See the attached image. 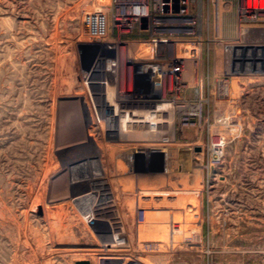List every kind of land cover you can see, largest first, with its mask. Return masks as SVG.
Wrapping results in <instances>:
<instances>
[{
  "label": "rangeland",
  "instance_id": "1",
  "mask_svg": "<svg viewBox=\"0 0 264 264\" xmlns=\"http://www.w3.org/2000/svg\"><path fill=\"white\" fill-rule=\"evenodd\" d=\"M125 2L0 0V264H264V14L190 0L192 24L169 16L153 35L113 28ZM95 8L117 46L115 133L89 63ZM165 51L180 77L137 76ZM100 178L117 196L113 231L86 222Z\"/></svg>",
  "mask_w": 264,
  "mask_h": 264
},
{
  "label": "built area",
  "instance_id": "2",
  "mask_svg": "<svg viewBox=\"0 0 264 264\" xmlns=\"http://www.w3.org/2000/svg\"><path fill=\"white\" fill-rule=\"evenodd\" d=\"M155 3H152L150 0H128V2H125L127 6H124V10L118 11V13L115 16V21L113 23V28H118L121 31L129 32L133 30L137 25L141 30L150 31L153 35L161 34L159 32V29L157 28L162 26L163 23L158 22L157 20H163L170 16L171 19L175 18L179 21H181V24L189 25L192 24L196 18L192 16V13L190 11V0H154ZM253 1V2H252ZM252 4V5H249ZM153 5L154 11L151 10V6ZM126 7V8H125ZM137 8L145 9L147 14H140L137 13ZM242 13L243 16H252L255 17L258 13H263L261 7H258L255 5L254 0H249L248 5L242 7ZM247 9H254L252 11H248ZM137 10V11H136ZM158 11V13L156 12ZM128 12L133 13V19L132 21L126 22L125 19H121L122 16H126ZM158 16V17H157ZM124 20V21H123ZM88 23V22H87ZM90 30L93 29L95 36H105L107 33V27L103 26L101 23H91V25H88ZM113 78L116 77V70L118 68L119 59L117 60V53L115 54V51L117 49V46H115V43L113 42ZM153 60H150V62H143L141 65L139 64L136 66V69H138L137 76L140 77L141 74L144 76L147 83H153L154 85H161L163 82H165V76L167 74L168 68L172 70V73L178 77L180 74L183 73L185 69V63L181 58H177V56H170L165 51L163 53L155 52L154 56L152 58ZM149 63V64H148ZM180 77V76H179ZM114 81V80H113ZM135 88H141V81L138 82L137 78L134 83ZM114 95V93H113ZM120 100V98L117 96H113V105L117 103V101ZM117 118L116 114H113V133L114 131L119 130L115 126L114 122ZM183 120H189L188 117H184ZM117 121V120H116ZM187 124V122L185 123ZM114 135V134H113ZM221 142V141H220ZM218 149V148H217ZM108 183H105V181H96V179L92 182L91 187L86 192L88 194V202L89 205L85 210V217L87 224L92 228L95 229L97 232L100 231L98 229L99 226L105 224V229L108 231H113V220L112 217L107 216V213H111L113 215V209L116 205V194L113 189V187L107 185ZM140 211V218L143 217V214L141 213L144 211ZM105 246H109L110 249L113 247V244L111 242H106ZM120 260V259H115ZM104 263L105 259L103 260ZM115 264H125L124 261L120 260V262H115Z\"/></svg>",
  "mask_w": 264,
  "mask_h": 264
},
{
  "label": "bare ground",
  "instance_id": "3",
  "mask_svg": "<svg viewBox=\"0 0 264 264\" xmlns=\"http://www.w3.org/2000/svg\"><path fill=\"white\" fill-rule=\"evenodd\" d=\"M254 3H255L256 6L261 7L262 8L261 10L264 9V0H260V1L256 0V2H254ZM94 10H96V8L91 10V11H89L87 13V15H86V18H87L86 21L88 22V25H91L92 22L96 23V24L97 23H101L103 26H106L108 30H110V22H109V18L107 16L106 12L104 10H102V9L101 10H96V11H94ZM137 10H136L137 13H140L141 15L142 14H147L145 9L144 10L143 9L139 10V8H137ZM241 10H243V9H241ZM252 10H254V9H247L246 11L248 13V11H252ZM121 19H125L126 22H128V21L130 22L133 19V13L132 12L131 13L128 12L126 14V16H122ZM246 29L248 30V28H245V27L243 29V31H245V33H246ZM96 37H98L100 39L96 40V44H94L97 49L96 50L94 49V51H92V53H90V55H89L90 57L88 56L90 58L89 59L90 60L89 63L91 64V63H93L92 61H94L93 66H95L97 69H99L100 72L103 74V78H105L104 82L107 83V88H108V94L109 95H108L107 100L103 102V106H105L106 108H110L111 109L110 110L111 112L109 114V118L111 119V121H113V86L112 87H110V86L113 83V53H114V49H113V45L112 44H110V45L106 44L108 42L106 40V36H101V35L98 36L97 35ZM104 63L107 64L106 68H101L102 64H104ZM153 92H154V90H153ZM221 145H222V142H215L212 147L219 149L221 147ZM139 165H141V163ZM100 179H101V181H106L105 179H102V178H100ZM105 261H107V260H105ZM110 261L112 263H114V264H115V262H120V260H114V259L110 260Z\"/></svg>",
  "mask_w": 264,
  "mask_h": 264
},
{
  "label": "crops",
  "instance_id": "4",
  "mask_svg": "<svg viewBox=\"0 0 264 264\" xmlns=\"http://www.w3.org/2000/svg\"><path fill=\"white\" fill-rule=\"evenodd\" d=\"M144 152V151H143ZM131 156H132V152L131 153H129ZM88 156V155H87ZM92 157V156H94V155H89V157ZM95 156H99V153H95ZM94 156V157H95ZM130 159L128 160L129 161V163H130V165H131V168L132 169H137V170H139V169H142V168H144V163L142 164V165H139L140 163L139 162H133V156L131 157V156H129V155H127ZM92 175V172H90L89 174H88V176L86 175L85 177H84V179H85V181H88V180H90L89 178V176H91ZM75 179H74V181H73V183H77L78 181L77 180H79V179H77L78 177L77 176H75L74 177ZM141 222L139 221V224H140Z\"/></svg>",
  "mask_w": 264,
  "mask_h": 264
},
{
  "label": "water",
  "instance_id": "5",
  "mask_svg": "<svg viewBox=\"0 0 264 264\" xmlns=\"http://www.w3.org/2000/svg\"><path fill=\"white\" fill-rule=\"evenodd\" d=\"M76 264H92L91 260L88 258H82V259H78L76 260Z\"/></svg>",
  "mask_w": 264,
  "mask_h": 264
}]
</instances>
